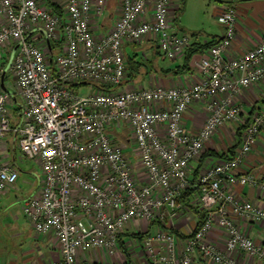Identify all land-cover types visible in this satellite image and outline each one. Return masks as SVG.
Wrapping results in <instances>:
<instances>
[{
	"label": "built area",
	"instance_id": "1",
	"mask_svg": "<svg viewBox=\"0 0 264 264\" xmlns=\"http://www.w3.org/2000/svg\"><path fill=\"white\" fill-rule=\"evenodd\" d=\"M107 3L0 0V195L20 177L5 141L11 135L13 152L18 147L40 166L22 211L37 233L53 232L59 243L63 258L45 264H110L108 257L118 258L114 264H194L198 257L264 264V243L236 221L264 227V207L235 190L264 191L255 172L242 170L264 129V106L245 117L238 101L264 82V40L229 56L237 10L228 6L218 17L223 37L193 61V82L124 87L128 44L150 36L165 58L176 60L195 40L171 32V0H120L114 22L96 33L92 17L103 16ZM84 84L98 89L82 94ZM197 102L206 117L193 132L185 114ZM231 122L242 131L234 156L199 163L207 142ZM194 163V203L205 212L199 226L192 207L180 201L194 183ZM180 215L196 221L183 235L174 228ZM216 227L225 232L223 247L210 237ZM134 233L143 237L133 239ZM128 245L135 253L140 246V261L130 257ZM88 251L96 259L80 261Z\"/></svg>",
	"mask_w": 264,
	"mask_h": 264
},
{
	"label": "crops",
	"instance_id": "2",
	"mask_svg": "<svg viewBox=\"0 0 264 264\" xmlns=\"http://www.w3.org/2000/svg\"><path fill=\"white\" fill-rule=\"evenodd\" d=\"M117 1L118 0H108L105 14L100 17L96 15L92 17V26L96 33H102L103 30L109 28L118 16L120 9L119 4L116 5ZM182 3L183 0H171L170 16L172 23H176L179 18L182 19L180 21H182L184 27L172 24L170 30L173 33H182L184 30L190 31V34L194 36V43L204 44L209 41L217 42L223 37L225 27L219 23L218 17L226 7L231 5L236 7L237 22L236 38L229 51V56L239 57L264 40V0H184L183 11L180 13ZM192 4H194V6L191 8ZM188 11H191L192 19L186 20V13ZM201 15H204V17L206 15L210 16L208 20L209 32H206L203 41H199L193 34L197 28L194 26L193 22L198 20ZM201 27L207 26L203 22ZM132 44L146 53V59L151 66L148 65L149 69L143 67L141 73L136 78H126L122 85L124 87L149 86L153 82L169 87L190 84L195 80L198 74V71L194 69V59L200 55L206 54L209 48L208 47L203 52H196L194 54V59L190 63L191 70L184 69L183 71L174 72L173 70L177 66H181L184 62V56L176 60L165 58L162 51L150 36H145L138 43L128 44L127 48H131L130 45ZM150 62H153V64ZM168 70L170 71L168 72ZM238 101L245 110V117L249 116L250 113L259 108V106H264V82L244 90L238 97ZM205 117L206 111L204 104L201 102L194 103L185 114L186 126L191 131L195 132L201 127ZM241 137V128H238L235 123H226L213 135L212 139L207 142V152L199 160V163L205 161V165L209 162L213 164L219 160L232 156L235 149H237L238 145L241 143ZM208 151H212V155L207 156ZM197 165L198 163L193 164L194 170L191 173L192 178L196 175L195 171L198 169ZM242 170H251L255 172L258 178L264 182V129L257 145L247 156ZM235 190L237 194L264 207V191L261 188L246 185L236 186ZM8 192L9 191H6L0 195V264H45L48 261L61 260L63 255L53 232L47 234L37 233L32 223L28 221L24 214L22 220L13 221L9 220V217L2 212L1 205L4 201L3 195ZM179 218L176 220L174 228L179 232L185 233L187 231V224L184 219L177 223ZM196 220H198L197 216ZM236 221L241 228L255 238L257 242L264 243V227L262 225L240 219ZM210 237L212 241L219 246L223 247L225 245L226 235L223 229L219 227L214 228ZM92 252L93 251H88L82 255L79 260H95V256L89 258V253L92 254ZM106 261L110 264H114L118 262V258L108 257ZM194 264L214 263L198 257ZM250 264L254 263L251 262Z\"/></svg>",
	"mask_w": 264,
	"mask_h": 264
},
{
	"label": "rangeland",
	"instance_id": "3",
	"mask_svg": "<svg viewBox=\"0 0 264 264\" xmlns=\"http://www.w3.org/2000/svg\"><path fill=\"white\" fill-rule=\"evenodd\" d=\"M118 4H119V0L117 1L116 5H118ZM193 6H194V4L191 5V8ZM210 6H212V5H210ZM193 11L196 12L195 10H193ZM211 15H212V12H211ZM186 16H187L186 20L190 19V18L192 19L191 11H188L186 13ZM181 18H182V15H181ZM209 18H210L209 15H206L205 17H204V15H201L198 20H195L193 22L194 26H196L197 28H196L195 32L194 33L192 32V33L195 35V38L197 37V39L199 41H203L205 36H206V32H209V29H208ZM180 20H182V19L179 18V19H177L176 23L174 22L172 24H177V26L184 27L182 21H180ZM203 22L207 27H201ZM182 33L190 34V31L184 30V31H182ZM127 52L132 53V48H127ZM2 61L3 60H1V62ZM93 88H94V91H96L98 89V88H95L93 85H90V84H84V85L78 86L80 93L85 94V95L88 94ZM128 137L130 138V135H124L123 138L126 139ZM5 141H8V143H9V145H8V149L10 150L9 158L13 159V153H15L14 156L16 159L17 167L19 168V171H20V177H19L15 187L11 188L7 194L3 195L4 201H3V204L1 205V207H2V212L6 216L9 217V220L20 221L24 217L23 211H22V201L26 196H28L29 194L33 193L36 190V187L38 184L37 174L40 171V166H39L37 160H30V159L23 157L21 154V151L19 150L18 147L13 152V148L11 145V143L13 141V136H11V135L7 136ZM179 217H182V215H180ZM182 220H183V218H179L177 223L182 221ZM184 221L187 224L188 230H190L192 228L191 225H193L196 222V221H192V220H191L192 223H189L186 220H184ZM135 229H137V227ZM132 230H133V228L129 227L128 232H132ZM127 238H129V235ZM133 239H136V238L134 237ZM127 244H129V243H127ZM126 248L132 250L130 257L133 260H136V261H137V259H139V261L141 260L140 258H138L139 257V251H140L139 245H138L139 249L137 251L138 253H135V251H133L134 245H132V246L128 245V247H126ZM136 249H137V247H136ZM89 255H90L89 258H92V256H94L95 254L92 252V254L89 253ZM138 264H140V263H138Z\"/></svg>",
	"mask_w": 264,
	"mask_h": 264
},
{
	"label": "trees",
	"instance_id": "4",
	"mask_svg": "<svg viewBox=\"0 0 264 264\" xmlns=\"http://www.w3.org/2000/svg\"><path fill=\"white\" fill-rule=\"evenodd\" d=\"M183 6H184V0H183L181 7H180V13L183 11ZM214 43H215L214 41H209V42L204 43V44H199V43L192 44V46L186 51V53L184 55V62L182 63V65L177 66L173 71L179 72V71H183L184 69L191 70L192 68L190 67L191 66L190 63L194 59L193 58L194 54L196 52H201V51L203 52L205 49L212 46ZM130 47L132 48V53L127 52V46H126V58H127V62H128V72H127V77H126L127 79L136 78L141 73V69L143 67H146L147 69H149V67H148L149 63L146 59V53L142 49H140V48L138 49L133 44L130 45ZM150 63L153 64V62H150ZM149 66H151V65H149ZM169 71L170 70H168V72ZM18 103H19V101H18ZM121 135L122 134H119V136H121ZM124 135H125V133H124ZM124 135H122V137H124ZM235 152H236V149H235L232 156H234ZM208 155H212V151H208L207 156ZM232 156H229L227 158H231ZM198 169L195 171L196 175H195V177H193L194 183H193L192 187L190 189H187L180 198V201L182 203L189 205L194 210V213L198 217L197 226H199L205 218V212L203 211V209L200 208L198 205H196V203H194V196L198 191V186L195 183V181L197 180L198 172H199ZM176 232L180 235H183L182 233H180L177 230H176ZM123 235L128 236V235H130V233L125 232ZM132 236L141 239L143 237V234L142 233H134ZM120 243L122 246H125V241L123 240V237H121ZM125 264H128V263H125Z\"/></svg>",
	"mask_w": 264,
	"mask_h": 264
},
{
	"label": "water",
	"instance_id": "5",
	"mask_svg": "<svg viewBox=\"0 0 264 264\" xmlns=\"http://www.w3.org/2000/svg\"><path fill=\"white\" fill-rule=\"evenodd\" d=\"M14 54V53H13ZM13 54H12V56H11V59L13 58Z\"/></svg>",
	"mask_w": 264,
	"mask_h": 264
}]
</instances>
